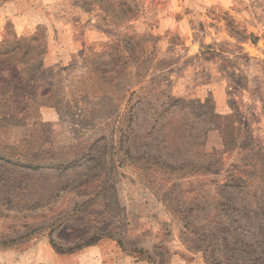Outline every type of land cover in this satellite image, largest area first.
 Returning a JSON list of instances; mask_svg holds the SVG:
<instances>
[{"label":"rangeland","instance_id":"1","mask_svg":"<svg viewBox=\"0 0 264 264\" xmlns=\"http://www.w3.org/2000/svg\"><path fill=\"white\" fill-rule=\"evenodd\" d=\"M1 6L0 264H264V0Z\"/></svg>","mask_w":264,"mask_h":264},{"label":"crops","instance_id":"2","mask_svg":"<svg viewBox=\"0 0 264 264\" xmlns=\"http://www.w3.org/2000/svg\"><path fill=\"white\" fill-rule=\"evenodd\" d=\"M12 4L15 5V1H13ZM2 8H3V6L0 7V9H2ZM68 28H69V26H68ZM68 32H70V33L65 34L66 38H63L62 42L58 39V41L60 43L56 44L57 45L56 49H54L55 46L54 47L51 46L52 43H54L53 41H50L48 43V47H49L48 58L50 61H52L54 58H56V57H54L55 54L57 55V59H60V60H65L67 58L72 57L73 51H72V49H68L67 46H71V44H75L77 42V39H76V34L74 33V31L71 30V28ZM87 32H90V30H85L83 36H86ZM0 255H2V254H0ZM50 263H53V262L51 261ZM18 264H24V263H18ZM36 264H39V262ZM140 264H143V263L140 262Z\"/></svg>","mask_w":264,"mask_h":264},{"label":"trees","instance_id":"3","mask_svg":"<svg viewBox=\"0 0 264 264\" xmlns=\"http://www.w3.org/2000/svg\"><path fill=\"white\" fill-rule=\"evenodd\" d=\"M138 40H140V38L138 39ZM119 42V41H118ZM139 41H137V44H139L138 43ZM18 42H16V44H17ZM113 46H117V45H109V46H107L108 47V49H111V48H113ZM15 50V48H14V46H7V45H2V44H0V64H1V62H7V61H9L10 60V53L11 52H13ZM19 50V49H18ZM114 50H117V47H115L114 48Z\"/></svg>","mask_w":264,"mask_h":264}]
</instances>
